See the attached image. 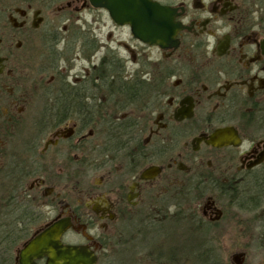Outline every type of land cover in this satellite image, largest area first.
I'll return each instance as SVG.
<instances>
[{
  "label": "flooded vegetation",
  "instance_id": "flooded-vegetation-1",
  "mask_svg": "<svg viewBox=\"0 0 264 264\" xmlns=\"http://www.w3.org/2000/svg\"><path fill=\"white\" fill-rule=\"evenodd\" d=\"M105 1L0 0V264H22L61 221L63 246L122 264L112 226L127 219L159 241L127 249L130 264H196L160 237L188 214L154 213L152 197L158 178L190 169L208 171L209 222L236 189L244 210L264 207V0H150L180 28L163 49ZM227 127L236 146L205 144Z\"/></svg>",
  "mask_w": 264,
  "mask_h": 264
},
{
  "label": "rangeland",
  "instance_id": "rangeland-1",
  "mask_svg": "<svg viewBox=\"0 0 264 264\" xmlns=\"http://www.w3.org/2000/svg\"><path fill=\"white\" fill-rule=\"evenodd\" d=\"M81 64V61H77L76 69L80 68ZM197 156L199 158H204V163L207 160L205 151H200ZM202 166H204V164ZM199 172L208 174L207 169L202 168L200 171H193L190 169L188 173L181 175L179 174L177 178L171 179L169 181H166L164 177L158 178L156 182L153 183V212L160 213V209L162 211L164 208H166L164 207L166 203L171 204L174 201H180V199L185 201L184 191L182 188H189L187 184L193 179H196V174ZM94 181H96V178H94ZM204 192L206 193H204L202 196L201 201L198 203L196 202V207H198L197 211L200 215L202 205L210 193H207V191ZM189 198L193 199L194 197L193 195H190ZM184 201L183 204L186 203V201ZM217 204L219 209H223L222 218L214 226L212 241V246L216 251L215 256L217 257L218 261L222 262V264H232L231 259L233 255L245 253V264H264V211L262 212L264 207L262 206L256 211H240L234 205H228V201L222 198H219ZM187 206L188 205H184V207ZM173 211L174 208L169 206V212ZM163 212H165V209ZM130 221L131 220H129L127 224H123V222L119 221V224L116 222V224L112 226L114 233L112 235V237L114 236L113 244L116 246L118 252L121 253L120 261L122 264H130L129 253L125 251L131 246H140L148 249L149 247L147 246H154L159 242L157 239L151 242L150 240L152 239L150 234H148L147 238L144 239L141 231L136 232L135 230L137 228L129 225ZM170 227L167 229L169 235L164 233V235L161 236V240L163 241L162 243H164V245L174 246L176 248L178 245L180 248L186 247L187 239L185 235L187 233L185 230L178 226L175 228L176 230L170 229ZM130 250L131 248L128 251ZM183 256L184 257L181 260L184 259L186 261L192 262V255L190 253L188 254L183 252ZM142 261L144 264V262L147 260L142 259Z\"/></svg>",
  "mask_w": 264,
  "mask_h": 264
},
{
  "label": "water",
  "instance_id": "water-1",
  "mask_svg": "<svg viewBox=\"0 0 264 264\" xmlns=\"http://www.w3.org/2000/svg\"><path fill=\"white\" fill-rule=\"evenodd\" d=\"M147 4L148 9H142V5ZM103 5L109 10L111 17L120 24H127L132 32L140 31L149 35H136L139 39L150 45H156L160 48L175 46L173 40L175 33L180 29L171 21L165 22L163 15H168L169 11L161 8H155L150 0H106ZM150 6L152 9H150ZM155 10V11H154ZM165 18V19H164ZM205 144L212 147H223L228 145L236 146L238 138L232 128L217 129L208 137L203 138ZM158 174L157 168H150L142 174L141 178L149 179ZM213 203L207 200L204 207ZM222 212L215 209L210 221H218ZM68 222H57L52 227L44 231L33 241L28 243L21 251L22 264H31L29 254L36 256H46L47 264H93V258L86 251L77 247L63 246L59 242V236L67 228ZM233 264H242V254L232 256Z\"/></svg>",
  "mask_w": 264,
  "mask_h": 264
},
{
  "label": "trees",
  "instance_id": "trees-1",
  "mask_svg": "<svg viewBox=\"0 0 264 264\" xmlns=\"http://www.w3.org/2000/svg\"><path fill=\"white\" fill-rule=\"evenodd\" d=\"M208 180L207 174L199 173L196 176V179H193L190 183L187 184L189 188H182L184 191L185 201L183 204V199L180 201H174L173 203H166L164 207L165 212L163 210L160 213H176V214H188L189 217H180L178 220H170L168 221V225L164 227L163 234L168 233V227L170 229H174L178 227H182L185 232L187 239L186 247L184 249L185 253H190L192 255V260L196 264H222V262L218 261L216 255V251L213 249V231L216 223L209 222L206 218L200 215L197 211L196 202H200L202 196L204 195V191L207 189V185L205 182ZM256 190V189H255ZM187 195V196H186ZM193 195V199H190L189 196ZM264 197V195H263ZM183 198V196H182ZM222 199L228 201V205L232 204L237 209L244 210V189H236L233 193L222 196ZM184 201V202H185ZM184 205H188L184 207ZM169 206L174 208L173 212H169ZM169 218V217H168ZM129 219L125 220L124 223L128 222ZM131 223V224H130ZM127 224V223H126ZM129 225L140 229L141 232L144 230L143 225L136 226L134 221H130ZM176 226V227H174ZM137 232V231H136ZM158 233L159 232H155ZM179 234V233H178ZM177 234V235H178ZM148 234H143L144 239H146ZM161 237V236H160ZM190 242V243H189ZM191 244V246H190ZM212 247V248H211Z\"/></svg>",
  "mask_w": 264,
  "mask_h": 264
}]
</instances>
